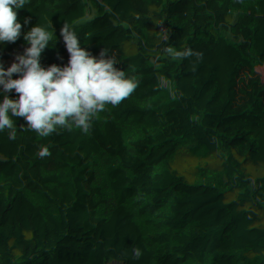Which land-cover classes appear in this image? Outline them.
<instances>
[{
  "label": "trees",
  "instance_id": "1",
  "mask_svg": "<svg viewBox=\"0 0 264 264\" xmlns=\"http://www.w3.org/2000/svg\"><path fill=\"white\" fill-rule=\"evenodd\" d=\"M78 3L18 10L25 32L52 33L41 64L66 61V22L139 86L87 134L41 138L21 118L15 140L0 132V264H264V0H113L101 16ZM167 46L203 60L192 71ZM28 47L0 42V64Z\"/></svg>",
  "mask_w": 264,
  "mask_h": 264
},
{
  "label": "clouds",
  "instance_id": "2",
  "mask_svg": "<svg viewBox=\"0 0 264 264\" xmlns=\"http://www.w3.org/2000/svg\"><path fill=\"white\" fill-rule=\"evenodd\" d=\"M29 0H0V42L14 44L23 36L29 44L24 54L5 68L0 64V132L7 131L8 139L15 140L17 129L14 118H21L26 129L47 138L59 130L79 129L87 134L99 114L107 106L118 107L129 98L139 86V81L116 67L119 63L115 52L107 48L99 57L80 46L77 33L65 22L61 29L66 48V61L41 64V54L52 40V33L41 24L24 27L31 22L26 17L21 23L18 10ZM163 23H156L162 25ZM165 40L169 39L167 29L161 28ZM164 53L173 61L193 59L191 70L203 60V52L184 46L177 50L172 46ZM153 63H155L153 61ZM158 66V65H157ZM159 86L168 84L166 77H158ZM38 158L51 156L49 146L39 145ZM142 252L133 249V258L139 259Z\"/></svg>",
  "mask_w": 264,
  "mask_h": 264
},
{
  "label": "rangeland",
  "instance_id": "3",
  "mask_svg": "<svg viewBox=\"0 0 264 264\" xmlns=\"http://www.w3.org/2000/svg\"><path fill=\"white\" fill-rule=\"evenodd\" d=\"M112 1L113 0H79L78 12L80 14L105 15ZM13 60L8 61L4 67L7 68ZM214 202L219 207V210L224 214H228L234 210V207L229 206L223 196L214 198Z\"/></svg>",
  "mask_w": 264,
  "mask_h": 264
},
{
  "label": "built area",
  "instance_id": "4",
  "mask_svg": "<svg viewBox=\"0 0 264 264\" xmlns=\"http://www.w3.org/2000/svg\"><path fill=\"white\" fill-rule=\"evenodd\" d=\"M116 161H117V163H118V167H119V169H121V167H120V166H121V164H120L121 161H120L119 159H116Z\"/></svg>",
  "mask_w": 264,
  "mask_h": 264
}]
</instances>
